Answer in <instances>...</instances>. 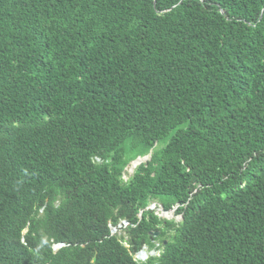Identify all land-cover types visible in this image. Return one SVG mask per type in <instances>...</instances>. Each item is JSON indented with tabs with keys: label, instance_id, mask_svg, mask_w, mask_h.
Wrapping results in <instances>:
<instances>
[{
	"label": "trees",
	"instance_id": "obj_1",
	"mask_svg": "<svg viewBox=\"0 0 264 264\" xmlns=\"http://www.w3.org/2000/svg\"><path fill=\"white\" fill-rule=\"evenodd\" d=\"M0 264H264V0H0Z\"/></svg>",
	"mask_w": 264,
	"mask_h": 264
},
{
	"label": "rangeland",
	"instance_id": "obj_2",
	"mask_svg": "<svg viewBox=\"0 0 264 264\" xmlns=\"http://www.w3.org/2000/svg\"><path fill=\"white\" fill-rule=\"evenodd\" d=\"M145 160L146 159H142V160H138L136 162H133L126 170L128 176L132 175L134 170L138 167V165L141 162H144ZM150 210H154L156 212V214L161 215L163 217V219H166V220H169V221H176L178 223L181 221V218L176 216L175 213H174V210H176V208L172 212H163L162 208H160L158 203H153L151 208H150ZM125 226H127V224L125 222H122L117 228L111 227V231H113V236L125 237V233H124L125 232V229H124ZM126 246H128V245L126 244ZM148 253H150L149 250H148ZM138 254H136L134 256L136 261H138V258H139ZM159 255H160L159 252H156L154 254V256H159Z\"/></svg>",
	"mask_w": 264,
	"mask_h": 264
},
{
	"label": "water",
	"instance_id": "obj_3",
	"mask_svg": "<svg viewBox=\"0 0 264 264\" xmlns=\"http://www.w3.org/2000/svg\"><path fill=\"white\" fill-rule=\"evenodd\" d=\"M111 233H112V235H113V231H111ZM151 235H152L154 238H156V237L159 236V233H151ZM165 244H167V243L165 242ZM63 247H65L64 244L55 245V246H54V251H55V252H58V251H59L61 248H63ZM154 254H155L154 251L148 253V248H147V247H144V248L142 249V251L138 254V255H139L138 261H139V262H146L150 257H153Z\"/></svg>",
	"mask_w": 264,
	"mask_h": 264
}]
</instances>
